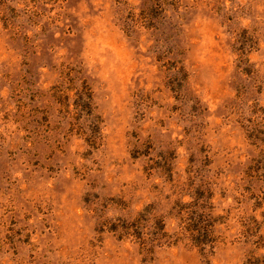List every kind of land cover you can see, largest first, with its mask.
<instances>
[{"label":"rangeland","instance_id":"obj_1","mask_svg":"<svg viewBox=\"0 0 264 264\" xmlns=\"http://www.w3.org/2000/svg\"><path fill=\"white\" fill-rule=\"evenodd\" d=\"M0 264H264V0H0Z\"/></svg>","mask_w":264,"mask_h":264}]
</instances>
